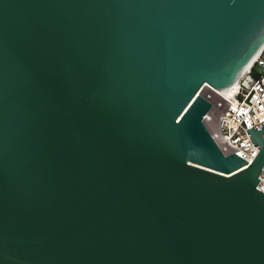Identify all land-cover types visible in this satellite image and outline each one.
I'll return each mask as SVG.
<instances>
[{
    "label": "water",
    "instance_id": "95a60500",
    "mask_svg": "<svg viewBox=\"0 0 264 264\" xmlns=\"http://www.w3.org/2000/svg\"><path fill=\"white\" fill-rule=\"evenodd\" d=\"M264 0H0V264H264L248 162L203 121Z\"/></svg>",
    "mask_w": 264,
    "mask_h": 264
},
{
    "label": "built area",
    "instance_id": "2783aa9c",
    "mask_svg": "<svg viewBox=\"0 0 264 264\" xmlns=\"http://www.w3.org/2000/svg\"><path fill=\"white\" fill-rule=\"evenodd\" d=\"M200 91L212 104L203 121L211 134L210 121H215L213 138L218 146L224 153L235 152L250 162L259 148L252 143L246 129L264 120V44L243 71L234 91L216 93L203 87ZM257 186L264 191V167Z\"/></svg>",
    "mask_w": 264,
    "mask_h": 264
},
{
    "label": "bare ground",
    "instance_id": "6f19581e",
    "mask_svg": "<svg viewBox=\"0 0 264 264\" xmlns=\"http://www.w3.org/2000/svg\"><path fill=\"white\" fill-rule=\"evenodd\" d=\"M253 59H254V57H253ZM253 59L251 60V62L253 61ZM251 62L249 63V65L251 64ZM248 65V66H249ZM243 74V72L241 73V75ZM241 75L235 80V82L231 85V86H229L227 89H224V90H219L218 92L215 90V89H213L212 87H210L208 84H204V86H203V89L204 88H208V89H213L216 93H220V92H225V91H234L235 90V88L237 87V85H238V81H239V78L241 77ZM200 93H202V91H200ZM207 117H208V115H206V117L204 118V121H205V119H207ZM213 127V126H212ZM216 124H215V128H214V131H211L212 132V134H213V137H215V133H216Z\"/></svg>",
    "mask_w": 264,
    "mask_h": 264
},
{
    "label": "rangeland",
    "instance_id": "374dc122",
    "mask_svg": "<svg viewBox=\"0 0 264 264\" xmlns=\"http://www.w3.org/2000/svg\"><path fill=\"white\" fill-rule=\"evenodd\" d=\"M205 120H206V119H205ZM210 123H211V128H210V130H211V131H214V128H215V124H216V123H215V121H213V120H211ZM212 126H213V127H212Z\"/></svg>",
    "mask_w": 264,
    "mask_h": 264
}]
</instances>
